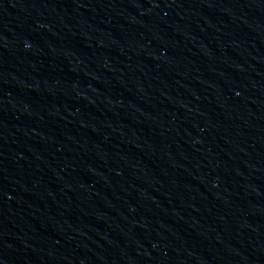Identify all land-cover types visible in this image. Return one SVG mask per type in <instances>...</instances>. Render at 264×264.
<instances>
[{"label":"water","instance_id":"water-1","mask_svg":"<svg viewBox=\"0 0 264 264\" xmlns=\"http://www.w3.org/2000/svg\"><path fill=\"white\" fill-rule=\"evenodd\" d=\"M0 264H264V0H0Z\"/></svg>","mask_w":264,"mask_h":264}]
</instances>
